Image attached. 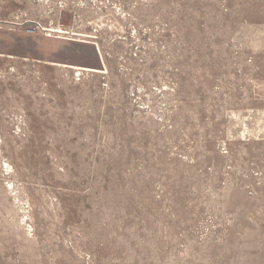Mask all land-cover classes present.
Masks as SVG:
<instances>
[{
  "label": "rangeland",
  "instance_id": "rangeland-1",
  "mask_svg": "<svg viewBox=\"0 0 264 264\" xmlns=\"http://www.w3.org/2000/svg\"><path fill=\"white\" fill-rule=\"evenodd\" d=\"M0 264H264V0H0Z\"/></svg>",
  "mask_w": 264,
  "mask_h": 264
}]
</instances>
